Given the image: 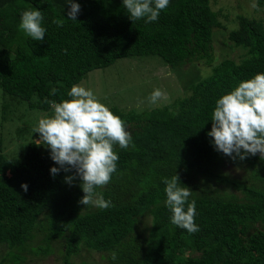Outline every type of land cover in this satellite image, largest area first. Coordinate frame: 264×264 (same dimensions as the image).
Returning <instances> with one entry per match:
<instances>
[{"label": "trees", "instance_id": "16d2710c", "mask_svg": "<svg viewBox=\"0 0 264 264\" xmlns=\"http://www.w3.org/2000/svg\"><path fill=\"white\" fill-rule=\"evenodd\" d=\"M76 2L74 21L67 20L69 0H0L4 120L21 105L51 115L52 101L68 98L73 84L119 59L158 57L174 71L203 61L212 74L164 107L111 108L134 147L115 146L117 171L97 188L111 201L104 209L79 203L82 181H65L74 169L53 177L50 168L60 166L43 141L33 139L22 154L9 156L0 139V264H25L29 254L47 258L56 250L61 264H76L83 248L106 254L108 264H264V157L233 159L215 151L207 136L216 99L264 72V21L240 15L227 46L240 55L216 61L214 34L222 24L211 0H170L151 23L132 21L122 0ZM33 7L43 12V41L18 27L22 11ZM231 165L245 168L242 180L229 174ZM176 174L196 202L195 233L173 225L164 204L162 180ZM147 216L152 226L142 236L139 224Z\"/></svg>", "mask_w": 264, "mask_h": 264}, {"label": "clouds", "instance_id": "9594fccd", "mask_svg": "<svg viewBox=\"0 0 264 264\" xmlns=\"http://www.w3.org/2000/svg\"><path fill=\"white\" fill-rule=\"evenodd\" d=\"M122 4L132 21L144 19L145 23H151L168 8L170 0H122ZM68 5L67 20L76 21L81 5L76 0H69ZM43 22V12L33 7L22 11L18 27L32 40L43 41L47 32ZM56 23L63 26L64 21ZM162 95L160 89H154L149 100L154 104ZM67 97L51 102L52 114L40 118L34 132L40 134V140L50 149V158L60 166L50 168L53 177L61 170L74 169L76 176H66L65 181L71 184L77 176L82 181L84 195L79 203L107 208L111 201L97 188L108 184L117 171L119 153L114 150L115 146L134 147L132 134L127 131L124 120L92 89L73 84ZM211 122L207 136L215 151L240 160L257 153L264 157V72L239 81L218 97ZM162 183L164 204L171 212L170 222L188 233L199 231L195 222L196 202L189 200L192 191L181 183L177 174L163 178ZM21 187L28 189L26 183Z\"/></svg>", "mask_w": 264, "mask_h": 264}, {"label": "rangeland", "instance_id": "374dc122", "mask_svg": "<svg viewBox=\"0 0 264 264\" xmlns=\"http://www.w3.org/2000/svg\"><path fill=\"white\" fill-rule=\"evenodd\" d=\"M212 9L220 16L221 28L215 29L213 55L216 61L237 59L241 50L229 49L232 44L228 33L238 29V17L249 16L264 21V0H211ZM228 46V47H227ZM243 49V48H241ZM212 69L205 62H194L174 71L165 66L158 57H131L117 60L113 65L96 69L88 73L79 84L92 89L110 109L119 107L137 112L161 108L185 97L191 84L210 76ZM154 89H160L162 97L156 103L149 100ZM3 97L0 92V139L4 151L9 156H19L31 140L40 143L39 133L34 132L37 122L45 114L29 111L26 106H18V111L10 120L3 119ZM237 179H243L245 168L231 165L227 170ZM240 194L241 192H236ZM237 194V195H238ZM152 226V217L147 216L139 224V232L146 236ZM42 242L39 238L35 246ZM4 251V250H3ZM106 254L83 248L73 257L76 264H108ZM61 257L56 250L47 258L28 255L25 264H61Z\"/></svg>", "mask_w": 264, "mask_h": 264}]
</instances>
